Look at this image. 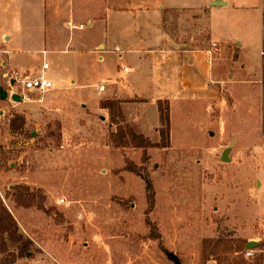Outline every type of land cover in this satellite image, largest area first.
Instances as JSON below:
<instances>
[{
  "label": "rangeland",
  "instance_id": "1",
  "mask_svg": "<svg viewBox=\"0 0 264 264\" xmlns=\"http://www.w3.org/2000/svg\"><path fill=\"white\" fill-rule=\"evenodd\" d=\"M230 4L223 17L239 56L235 42L214 48L205 32L199 45L240 76H225L209 102H160L151 137L147 107H123L111 92L90 100L94 89L79 84L27 92L18 80L31 74L0 65L9 94L0 99V214L13 218L0 264H264L263 6ZM74 62L83 76L87 65ZM248 239L262 245L249 259Z\"/></svg>",
  "mask_w": 264,
  "mask_h": 264
},
{
  "label": "crops",
  "instance_id": "2",
  "mask_svg": "<svg viewBox=\"0 0 264 264\" xmlns=\"http://www.w3.org/2000/svg\"><path fill=\"white\" fill-rule=\"evenodd\" d=\"M260 4L264 20V0ZM232 6L230 0H0V65L8 72L29 73V78L45 76L53 83L51 91L79 84L82 90L94 89L90 100L111 92L123 107L138 106V112L139 106L147 107L151 137L160 124V102L171 107L209 102L220 97L226 78L234 83L240 76L223 72L225 64L217 61L215 50L199 45L205 32L214 48L222 43L229 49L235 42L239 56L241 44L231 34L234 24L223 17ZM70 22L86 27L71 30ZM29 54L42 61L26 65ZM74 60L87 65L84 77L74 71ZM44 64H49L47 71ZM97 70L99 80L89 82ZM144 132L149 134L148 128Z\"/></svg>",
  "mask_w": 264,
  "mask_h": 264
},
{
  "label": "built area",
  "instance_id": "3",
  "mask_svg": "<svg viewBox=\"0 0 264 264\" xmlns=\"http://www.w3.org/2000/svg\"><path fill=\"white\" fill-rule=\"evenodd\" d=\"M71 30H83L86 25H75L74 23L70 22L68 23ZM49 69V64L43 65V70L47 71ZM19 84L22 85L23 90L27 92H39V93H46L51 91L54 86L53 83L46 78L45 76H39L36 78H24L22 80H18ZM100 92L105 91V87H100ZM258 250H246L245 257L246 258H253L256 256Z\"/></svg>",
  "mask_w": 264,
  "mask_h": 264
},
{
  "label": "water",
  "instance_id": "4",
  "mask_svg": "<svg viewBox=\"0 0 264 264\" xmlns=\"http://www.w3.org/2000/svg\"><path fill=\"white\" fill-rule=\"evenodd\" d=\"M214 6H221L223 5L222 3H213ZM9 98V94L4 91L3 89L0 90V99L1 100H6ZM11 99L16 101V102H20L22 99L21 97H19L18 95H11ZM231 149H226L222 155V162H230V159L228 157L229 153H230ZM259 246L258 242H248L245 246L246 250H254L257 249ZM176 264H180L179 262H176Z\"/></svg>",
  "mask_w": 264,
  "mask_h": 264
},
{
  "label": "trees",
  "instance_id": "5",
  "mask_svg": "<svg viewBox=\"0 0 264 264\" xmlns=\"http://www.w3.org/2000/svg\"><path fill=\"white\" fill-rule=\"evenodd\" d=\"M262 85H263V89H264V71L262 74ZM106 108H108V106H105ZM161 113V112H160ZM263 135H264V128H263ZM148 188L151 189V187L149 186ZM9 221H13L12 216L10 215H6L5 217L0 214V252H2L5 248V243L3 241V234L5 231H7L8 228V222ZM247 242L244 244V246H246ZM264 245V244H263ZM262 245L259 244L258 248H260ZM26 252L22 251L20 253V256H25Z\"/></svg>",
  "mask_w": 264,
  "mask_h": 264
}]
</instances>
